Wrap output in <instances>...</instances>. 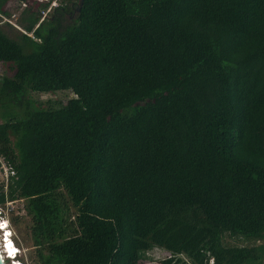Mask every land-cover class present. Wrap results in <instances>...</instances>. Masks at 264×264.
Here are the masks:
<instances>
[{
    "label": "trees",
    "instance_id": "trees-1",
    "mask_svg": "<svg viewBox=\"0 0 264 264\" xmlns=\"http://www.w3.org/2000/svg\"><path fill=\"white\" fill-rule=\"evenodd\" d=\"M51 1L0 26V205L22 201L33 264L154 247L159 264H262L264 0ZM55 90L71 96H29Z\"/></svg>",
    "mask_w": 264,
    "mask_h": 264
},
{
    "label": "rangeland",
    "instance_id": "rangeland-1",
    "mask_svg": "<svg viewBox=\"0 0 264 264\" xmlns=\"http://www.w3.org/2000/svg\"><path fill=\"white\" fill-rule=\"evenodd\" d=\"M45 0H8L4 5L3 9L9 12V16L0 15V26L2 29L10 36H13L15 30H20V27L17 24V17L22 8L25 6H29L31 9H36L37 4L44 2ZM57 4L56 0H52L49 4V7H52ZM51 9L46 8L43 12L40 13V19L49 14ZM66 17V16H65ZM9 25V26H7ZM11 70L6 68L5 64L0 63V75L10 74ZM32 99L36 100L40 107H45L46 102H52L54 105L64 104L66 99L71 96L70 91L65 90H55L48 93L42 94H34L30 93L29 95ZM0 160L1 157H0ZM1 175V173H0ZM1 179V178H0ZM7 218L9 221V226L12 230L10 233L21 250L20 258L25 264H33L35 255H34V248L31 245V240L28 235L27 231V218L24 216V211L22 210V201L21 200H14L11 205H8L7 209ZM8 237V236H7ZM11 238H6L2 234H0V241H8ZM224 241L227 244H246L243 241H239L233 237H224ZM5 249H2L4 248ZM0 250L3 253L2 257H4V250L7 253H10L9 247L7 243L4 246L0 245ZM167 256V252L154 247L147 252H145L144 257L139 260L140 264H159L160 259ZM5 258V257H4ZM262 264H264V259Z\"/></svg>",
    "mask_w": 264,
    "mask_h": 264
},
{
    "label": "built area",
    "instance_id": "built-area-1",
    "mask_svg": "<svg viewBox=\"0 0 264 264\" xmlns=\"http://www.w3.org/2000/svg\"><path fill=\"white\" fill-rule=\"evenodd\" d=\"M0 173H1L0 182H2L3 187H5L8 177L10 175H13V170L3 159L0 160ZM13 201L14 200H5L3 202V205L2 206L0 205V234H2L6 238H11L6 242L2 240V243H0L1 246H4L5 243L7 242L10 244L11 250L9 251L10 253L7 254L9 258L6 259L2 257V252H0V255L3 264H25L20 258L21 250L18 247V245L15 243L13 237H11L12 235L10 234L12 233V230L9 226V221L7 218V209H8V205H11ZM2 249H5V247Z\"/></svg>",
    "mask_w": 264,
    "mask_h": 264
},
{
    "label": "water",
    "instance_id": "water-1",
    "mask_svg": "<svg viewBox=\"0 0 264 264\" xmlns=\"http://www.w3.org/2000/svg\"><path fill=\"white\" fill-rule=\"evenodd\" d=\"M81 5V0H79V2H78V7ZM79 9L77 8V10L76 11H78ZM0 264H3V262H2V259H1V255H0Z\"/></svg>",
    "mask_w": 264,
    "mask_h": 264
},
{
    "label": "bare ground",
    "instance_id": "bare-ground-1",
    "mask_svg": "<svg viewBox=\"0 0 264 264\" xmlns=\"http://www.w3.org/2000/svg\"><path fill=\"white\" fill-rule=\"evenodd\" d=\"M0 243H1V241H0ZM0 252H1V250H0ZM7 254H8V253L4 250V257H5L6 259L9 258V256H8ZM2 255H3V253H2Z\"/></svg>",
    "mask_w": 264,
    "mask_h": 264
}]
</instances>
